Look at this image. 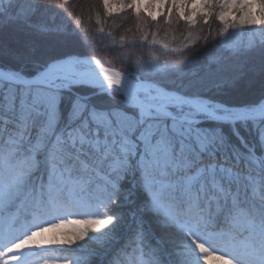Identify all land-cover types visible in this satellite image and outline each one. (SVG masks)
<instances>
[{
    "label": "snow or ice",
    "instance_id": "6c2138e0",
    "mask_svg": "<svg viewBox=\"0 0 264 264\" xmlns=\"http://www.w3.org/2000/svg\"><path fill=\"white\" fill-rule=\"evenodd\" d=\"M209 258L264 264V0H0V264Z\"/></svg>",
    "mask_w": 264,
    "mask_h": 264
},
{
    "label": "trees",
    "instance_id": "16d2710c",
    "mask_svg": "<svg viewBox=\"0 0 264 264\" xmlns=\"http://www.w3.org/2000/svg\"><path fill=\"white\" fill-rule=\"evenodd\" d=\"M116 19H120V17H117ZM109 23H111V20L109 21ZM128 23H129V24H134V21L130 18V19L128 20ZM201 24H202V22H201ZM85 25H86V26H90L93 30L95 29L94 21L92 22L91 25H88V22H87V20L85 19ZM200 27H201V25L198 24V25H197V28H200ZM218 28H219L218 23H216L215 21L211 22V31L213 32V34L216 32V30H218ZM106 30H107V29H106ZM193 31L195 32V29H194ZM208 31H209V29L205 28V30H204L202 33H199V34L202 35V36H203V35H207V34H208ZM182 32H186V30L184 29L183 24H181V25L178 27L177 31H176L174 34H175L177 37H180V35H181ZM163 35H164V33L161 32V33H160V36L163 37ZM171 35H172V34L170 33V36H169L170 39H171ZM172 46H173V47H176V46H177V43H176V42H173ZM203 48H204V44H203V40H201V41L195 46V52H189L188 55H189V56H192V55H198V56L201 58V60H203V58H204ZM155 54H156L157 56H161L159 50H157ZM171 58H183V56H181V55H176V56H175V55H172ZM117 67H119V65H117Z\"/></svg>",
    "mask_w": 264,
    "mask_h": 264
},
{
    "label": "rangeland",
    "instance_id": "374dc122",
    "mask_svg": "<svg viewBox=\"0 0 264 264\" xmlns=\"http://www.w3.org/2000/svg\"><path fill=\"white\" fill-rule=\"evenodd\" d=\"M243 32H244L245 34L241 36V39H243V40H247V39L249 38L248 35H247L248 30L245 29V30H243ZM156 47H157V49L160 51V54H162L163 50H162V49H159V46H156ZM175 56H176V55H175ZM173 59H176V58H173ZM207 264H218V262L215 261V260L212 259V258H209L208 261H207Z\"/></svg>",
    "mask_w": 264,
    "mask_h": 264
}]
</instances>
